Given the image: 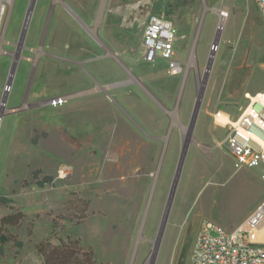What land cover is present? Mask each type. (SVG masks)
Wrapping results in <instances>:
<instances>
[{
  "label": "rangeland",
  "instance_id": "1",
  "mask_svg": "<svg viewBox=\"0 0 264 264\" xmlns=\"http://www.w3.org/2000/svg\"><path fill=\"white\" fill-rule=\"evenodd\" d=\"M101 1L38 0L34 6L7 98L9 110L0 124V219L15 212L24 215L18 226L0 231V240L10 238L4 243L0 264H43L35 245L56 244L67 237L90 249L95 264H147L179 157L182 131L178 126H188L195 103L192 73L195 70L201 77L204 72L220 23L217 11L227 15L155 264H187L203 222L233 229L264 201L260 170L233 168L220 146L225 130L214 122L217 113L236 119L246 103L245 94L264 88V21L253 0H105L96 20ZM29 2L4 3L0 100ZM204 5L209 11L199 28ZM50 6L55 13L52 52L40 46ZM152 14L165 16L175 29L180 75H169L163 61L141 60L142 32ZM80 27L91 39L90 55L111 54L119 59L114 64L107 56L100 68L93 66L111 82L115 78L114 87H125L113 98L119 106L101 93L99 98H73L67 104L58 101L59 96L55 103L64 105L47 107L52 102L45 93L61 83L60 67L50 59L60 53L68 29L80 31ZM40 56L41 89L36 95L29 93L28 79ZM71 77L73 87L77 86V76ZM139 81L157 91L164 105L143 93ZM125 106L148 114L146 122H130ZM170 128L155 180L162 139ZM65 169L68 174L63 176ZM35 171L40 179L52 177V183L38 187L32 177ZM78 200L90 201L81 222L83 204Z\"/></svg>",
  "mask_w": 264,
  "mask_h": 264
},
{
  "label": "built area",
  "instance_id": "2",
  "mask_svg": "<svg viewBox=\"0 0 264 264\" xmlns=\"http://www.w3.org/2000/svg\"><path fill=\"white\" fill-rule=\"evenodd\" d=\"M253 2L264 21V0ZM175 34L165 16L149 15L142 32L141 60L149 64L163 61L169 75H180L182 66L175 55ZM244 97L246 103L232 123H215L225 130L220 146L235 170L259 169L264 182V89ZM56 101L57 98L51 102ZM8 110L0 100V124ZM263 231L264 201L233 229L205 221L194 236L187 264H264V242L259 239Z\"/></svg>",
  "mask_w": 264,
  "mask_h": 264
},
{
  "label": "crops",
  "instance_id": "3",
  "mask_svg": "<svg viewBox=\"0 0 264 264\" xmlns=\"http://www.w3.org/2000/svg\"><path fill=\"white\" fill-rule=\"evenodd\" d=\"M74 15L79 17V15H77L76 13ZM54 30V27H52L51 29L48 27L47 29L43 44L41 45V48L45 51H53L52 41L50 39H52ZM84 37V33L79 31V29H68V32L65 34L62 40L60 53H54L55 55L52 57L54 59H50L58 63L60 67V72L57 75L58 79L61 81L60 87H56V90L54 88H51L48 92H46L45 96L47 98L54 99L58 98L59 96L78 93L79 96L75 98V101H88L90 99H93L95 96L99 98L102 93L106 97H112L115 99L117 95L116 92L120 91L121 89H125V87H110L111 85H113V82L116 83V79L114 78L113 82H111V80L107 78L106 73L100 72L99 70L97 72L94 71L93 66L95 64H98V67L100 68L101 63L105 64L107 62V60L105 59L107 56L105 54L101 56V54L98 53L94 58L87 59V55L90 54L89 51L91 39L85 37V39H87L85 43V40H83ZM42 59L43 56H40V58H37L35 60V65L32 66V68H35V70L31 72V75L28 79L30 80V85H32V88L29 93L33 92V94L36 95L40 94L41 89V82L39 80V68L40 64L42 63ZM115 59L119 62L117 56H115ZM116 61L113 60L114 64L117 63ZM79 64L82 65L80 66ZM120 71L122 70L120 69ZM115 73H117V68L114 66V74ZM72 75L77 76L78 78V83L75 87H73L71 81L69 80L73 78L71 77ZM91 75L92 77H94H90ZM43 77L44 78L42 83H44L46 76L43 75ZM51 78H53V76ZM136 84L140 87L139 89L143 93H145L147 96L155 98L158 102L164 105V102L160 99V95L158 94V92L155 91L151 86H149L147 82L139 81V83ZM102 88L104 90H101ZM133 95H135L134 92ZM67 103L72 102H64V104ZM64 104L52 102V104L47 107L55 109L56 106ZM165 109L169 111V108L165 107ZM123 112L130 122H146V117H148V114L145 113L143 115H140L135 111V109H133L132 107L129 108L128 106L124 107Z\"/></svg>",
  "mask_w": 264,
  "mask_h": 264
},
{
  "label": "water",
  "instance_id": "4",
  "mask_svg": "<svg viewBox=\"0 0 264 264\" xmlns=\"http://www.w3.org/2000/svg\"><path fill=\"white\" fill-rule=\"evenodd\" d=\"M35 2H36V0H30V2H29V5H28L27 11H26V15H25V18H24V22H23V25H22V29H21V32H20V37L18 39L17 44H15V49L16 50H15V52H13V55H12V63H11V67H10V70H9V73H8V77L6 79V83H5V86H4V92H3L2 98H1V105H5L6 102H7V98H8V95H9V90L11 88L13 77H14L15 70H16V66H17V63H18V60H19L20 50H21V48L23 46L25 35H26L27 29L29 27V23H30L31 16H32V13H33V10H34ZM104 2H105V0L101 1V4L99 6V15H98V17H100L101 14H102V8H103ZM207 11H209V9L204 5L203 10H202V15H201V18H200V22H199V28L201 27V22L203 21V17L206 14ZM52 12L53 11L51 9L50 12L48 13L47 18H46L44 29H43V32H42L40 46L43 44V41H44L47 29L49 27V23H50V20H51ZM217 14L220 17V14H219L218 11H217ZM222 29H223V25H222V23H219V25L217 26L215 35H214V40H213V43H212V46H211V51L209 53V56H208V59H207V62H206V66H205V69H204V72H203V76H202V79H201V85H199L197 87V90H196L195 103H194V106L192 108L191 117H190V121L188 123V126L186 128H184V129H182V128H180L178 126V128L182 131L179 157H178V160H177L176 168H175L174 173H173L172 182H171V185H170V188H169V192H168V196H167V199H166V202H165V205H164L162 216H161V219H160V222H159V226H158V229H157L156 237H155L154 240L151 241L152 250H151V253L149 255L147 264H155V261H156V258H157V254H158V251H159L161 240L163 238V235H164V232H165V229H166V226H167V222H168V219H169V215H170L173 199L175 197V193H176V190H177V187H178V184H179V180H180V177H181V173H182V169H183V166H184V163H185L187 152H188V149H189V146H190V143H191V139H192V136H193V130H194V127H195V123H196L198 114H199L201 102H202V99H203V96H204V92H205V88H206L207 81H208V78H209V74H210V71H211V68H212V65H213V61H214L215 53H216V50H217V47H218V44H219V40H220V37H221ZM196 41H197V39L195 38L194 43H193V48L196 45ZM106 56H108V57H110V58H112L113 60L116 61L114 55L106 54ZM116 62H118V61H116ZM33 70H34V68H33ZM101 90H104V89L102 88ZM182 90H183V84H182V86L180 88L179 98L181 96ZM77 96H79L78 93H75V94L73 93V94H68V95H65V96H61L60 98H61V100L65 101V100H68V99H71V98H76ZM179 98H178V100H179ZM53 100L55 101L56 98L50 99L48 101L51 102ZM178 100H177V105H178ZM170 131H171V128L169 129V132L167 133V135L162 139V141L164 143V146H163L162 153H161L160 158H159L158 163H157V168H156L155 177H154L155 180L157 179V176L159 174L160 168L162 166L164 154H165L167 143H168V139H169V136H170ZM155 180H154V183H155ZM154 185L155 184H153V187H152L151 191H153ZM150 200H151V196L149 198V201Z\"/></svg>",
  "mask_w": 264,
  "mask_h": 264
},
{
  "label": "trees",
  "instance_id": "5",
  "mask_svg": "<svg viewBox=\"0 0 264 264\" xmlns=\"http://www.w3.org/2000/svg\"><path fill=\"white\" fill-rule=\"evenodd\" d=\"M37 1L38 0H36L35 7ZM71 9L74 13L79 15L81 19L85 20L82 14L77 9L74 8ZM54 21H55V13H52L51 21L49 23L50 29L54 27ZM80 28H81L80 31L84 33L82 27ZM84 35L86 38L89 39V36L86 33H84ZM87 56L88 59V58H94L96 55L88 54ZM32 177L34 180V184H36L38 187H43L45 184H51L53 180V178L49 176H45L40 179L39 171L33 172ZM78 201H80L83 204V209L80 210L81 218L79 219V221L81 222L84 219L85 212L89 209L90 201L88 200H78ZM69 204H73V203L69 202ZM74 209L77 208L74 207ZM23 218L24 215L21 212H15L3 216L0 219V231L6 232L8 227L18 226ZM8 237L9 236L6 235L0 240V255L4 253V243L10 241V238ZM17 244L19 247H21L20 242H18ZM34 248L36 254L42 258L43 264H95L93 252L90 249H84L81 246L79 239H73L71 237H67L66 240L57 239L56 244H52L50 241H44L37 243Z\"/></svg>",
  "mask_w": 264,
  "mask_h": 264
},
{
  "label": "bare ground",
  "instance_id": "6",
  "mask_svg": "<svg viewBox=\"0 0 264 264\" xmlns=\"http://www.w3.org/2000/svg\"><path fill=\"white\" fill-rule=\"evenodd\" d=\"M5 2H8V0H0V20H1V16L4 13V9H5L4 3ZM219 14H220V23H222V25H223V22H224L227 14L225 11H219ZM0 52H1V50H0ZM189 64L194 65V55L191 56ZM214 120H215L216 124H224V123H228V122L229 123L233 122V121H230V117L225 116V115L220 114V113L214 115ZM67 172H68L67 169H65L61 172V174L64 176V174H66ZM259 239H260V241L264 242V231L261 233Z\"/></svg>",
  "mask_w": 264,
  "mask_h": 264
},
{
  "label": "flooded vegetation",
  "instance_id": "7",
  "mask_svg": "<svg viewBox=\"0 0 264 264\" xmlns=\"http://www.w3.org/2000/svg\"><path fill=\"white\" fill-rule=\"evenodd\" d=\"M52 9V11H53V6H50V8H49V10H48V13L50 12V10ZM48 13H47V16H48ZM98 15H99V7H98V9H97V13H96V16H95V19L97 20L99 17H98ZM52 17V16H51ZM51 21V20H50ZM42 37V36H41ZM41 41V40H40ZM52 56V55H51ZM80 66L82 65V64H79ZM192 67H194V65H190V68H192ZM202 76H203V74H202ZM202 76L200 77L199 76V73L197 72V71H193V73H192V80H193V84H195V86H196V90H197V87L199 86V85H201V79H202ZM111 87H114V85H111ZM183 88H184V83H183ZM181 97V96H180ZM112 99V100H111ZM110 101L111 102H113L115 105H117V106H119L118 104H117V102H115V100L113 99V98H110ZM180 103V98H179V100H178V104ZM157 104V103H156ZM159 106V105H158ZM161 110H163L162 109V107H159Z\"/></svg>",
  "mask_w": 264,
  "mask_h": 264
}]
</instances>
